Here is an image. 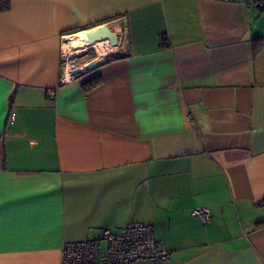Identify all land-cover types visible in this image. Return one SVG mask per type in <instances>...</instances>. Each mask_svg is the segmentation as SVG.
Listing matches in <instances>:
<instances>
[{"label": "crops", "instance_id": "crops-1", "mask_svg": "<svg viewBox=\"0 0 264 264\" xmlns=\"http://www.w3.org/2000/svg\"><path fill=\"white\" fill-rule=\"evenodd\" d=\"M260 1L10 0L0 264H60L66 243L131 222L153 227L162 264H264ZM100 25L116 49L76 44Z\"/></svg>", "mask_w": 264, "mask_h": 264}, {"label": "built area", "instance_id": "built-area-1", "mask_svg": "<svg viewBox=\"0 0 264 264\" xmlns=\"http://www.w3.org/2000/svg\"><path fill=\"white\" fill-rule=\"evenodd\" d=\"M257 5L264 9V0ZM120 43L122 41L118 36V45ZM92 46L88 49L95 50ZM117 46L113 48L116 49ZM109 55L113 54L109 52L104 59ZM65 60L66 68L71 58L65 57ZM65 73L64 70L61 84L75 80V71L69 72L68 78ZM192 214L204 224L210 221V216L204 210H193ZM168 256L169 252L165 246L155 239L152 226L131 222L119 233L104 231L100 239L66 243L60 264H133L135 262L162 264Z\"/></svg>", "mask_w": 264, "mask_h": 264}, {"label": "water", "instance_id": "water-1", "mask_svg": "<svg viewBox=\"0 0 264 264\" xmlns=\"http://www.w3.org/2000/svg\"><path fill=\"white\" fill-rule=\"evenodd\" d=\"M92 41L95 42L96 40H103V41H107L110 45V47H116L118 45V35L116 33H114L108 26L106 25H100L96 28L93 37H92ZM97 42V41H96ZM93 44L91 43L90 46H92ZM97 64L95 63H91L87 70H92Z\"/></svg>", "mask_w": 264, "mask_h": 264}, {"label": "bare ground", "instance_id": "bare-ground-1", "mask_svg": "<svg viewBox=\"0 0 264 264\" xmlns=\"http://www.w3.org/2000/svg\"><path fill=\"white\" fill-rule=\"evenodd\" d=\"M95 30H96V28L92 29L90 32L89 31L88 32H81L77 36V39L75 40L76 44L79 45V46H88V45H91V43H92V44H95L96 47H102L103 50H106V45H105V42L103 40H101V39L96 40L97 42L96 41L95 42L92 41L93 40L92 37H93V34H94ZM108 45H109V43H108ZM111 48H113V47H111ZM105 56H106V54L101 57L102 61L104 60Z\"/></svg>", "mask_w": 264, "mask_h": 264}, {"label": "trees", "instance_id": "trees-1", "mask_svg": "<svg viewBox=\"0 0 264 264\" xmlns=\"http://www.w3.org/2000/svg\"><path fill=\"white\" fill-rule=\"evenodd\" d=\"M10 8V0H0V13L8 11ZM100 83V78L95 77L88 82L87 89L93 88ZM257 225H264V222Z\"/></svg>", "mask_w": 264, "mask_h": 264}, {"label": "rangeland", "instance_id": "rangeland-1", "mask_svg": "<svg viewBox=\"0 0 264 264\" xmlns=\"http://www.w3.org/2000/svg\"><path fill=\"white\" fill-rule=\"evenodd\" d=\"M92 51H95V50H92ZM71 60H73V59H71ZM71 60H70V61H71ZM70 61H69V62H70Z\"/></svg>", "mask_w": 264, "mask_h": 264}]
</instances>
